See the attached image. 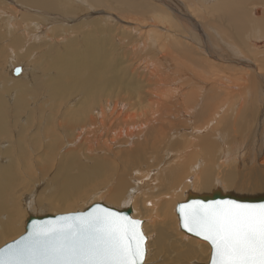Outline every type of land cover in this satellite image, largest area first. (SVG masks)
Segmentation results:
<instances>
[{
	"label": "bare ground",
	"instance_id": "6f19581e",
	"mask_svg": "<svg viewBox=\"0 0 264 264\" xmlns=\"http://www.w3.org/2000/svg\"><path fill=\"white\" fill-rule=\"evenodd\" d=\"M13 1L17 5L25 6L31 12L33 10L35 12L43 11L45 14L51 12L55 16L57 13L63 14L65 18L58 17L54 19L53 23L62 22L58 24L66 25H58L51 28L53 35H57L63 30L61 32L64 35L63 39L68 34H74L75 32L73 31L75 29L81 30L87 26L88 28L91 27V29L84 32L83 41L79 40L81 38L78 37V41H82L80 45L79 42L72 40L73 37L69 40H71L72 46L76 49V55H83L85 50L88 49L94 62H85L82 65V69L77 68L76 63L73 66L63 65L64 68L61 69V73L67 77V81L56 84L50 82L49 86L50 95L57 99L62 98V92H69L74 88L81 87L83 89L82 95L86 99L83 108L85 112L70 113L72 117L67 122H63V126L58 120L61 116L58 119L53 118L51 120L50 117L54 116L51 115L52 113L47 118L48 123L46 117L42 120L40 119L36 126V130L40 129V135L38 133L34 135L33 145H31L32 149L34 151L41 150L40 146L44 141V137L51 144H46L44 141L46 146L45 148L43 147V155L35 156L37 159L41 158V161L45 163L49 161L54 156V146L59 145L58 143L62 141L61 132H66L71 137V141L67 138L64 139L68 141V144L82 141L85 144L83 145L87 146L90 151L88 154L92 155H95V153L91 152L96 147L98 150L104 149L105 152L115 156V150L118 145L123 146V144L129 145V143H132L134 145L132 154L138 156L133 158V160L135 165L141 167V165L147 164L145 163L146 161L142 162L145 156L143 155L142 146L145 143L147 144L148 140L153 136L152 128L159 127L167 119L166 117L172 116L175 118L174 121L176 123L172 125L170 121V127L167 125L170 131L183 127L188 129L186 133L188 136L185 135L181 141L175 142V147L182 144L185 145V150L180 151L182 154L179 156L168 159L172 163L171 168L159 176L154 175L156 171L153 169H148V171L137 170L138 167L136 166V171H134L133 168H130L133 166V162L129 167H127L128 163L124 164L121 169H119L114 159L111 161L110 159L95 160L92 165L88 166L79 160L78 155H72L69 159L70 161L67 159V163L61 164L54 174L55 177L51 186V194L53 196L50 200L52 206L54 202L56 205V201H53L56 198L62 205L63 203L66 205L68 202L71 203L73 201L71 199L76 194L83 196L92 191L103 190L105 195H103L104 192L100 193L97 196L99 200L106 199L105 196L108 195L110 197L107 201L110 206L122 208L121 202L127 194H141L143 196L144 193L151 194L149 197L154 201L152 203L149 202L148 208L141 207L143 210L140 209V213L148 214L150 210H160L163 217L168 220L167 223L170 230H160L154 242L158 249L163 250H158L163 252V260L160 264H189L194 260H201L204 256V249L206 247L210 249L207 243H203L204 241L199 242V240L197 241L189 235L181 240L174 236V231L172 232L174 226L179 225L176 213V207L179 204L178 200L182 197L188 198L190 195L212 194L217 190L222 191L224 194L232 193L239 196L264 195V110L261 112L259 108L264 105L258 104L259 107L257 106L258 102H264V0H180L185 3H180L179 0H156L160 3L162 2L164 6L152 3L154 1L150 2L149 0ZM1 6L0 4V10L2 9ZM85 6L88 9L89 7L105 9V11L114 12L121 16H133L136 17L135 20L138 22H141L139 19L144 20L152 17L155 20V25L166 26L167 32L162 34L160 33L161 29H153L150 33H143L144 30L143 32L139 30L140 34L138 38H135L133 32L128 29L121 34L119 40L114 38L117 40L116 45L113 42L110 44L108 34H114L116 30L115 23H112L109 28L110 21L102 22L95 19L86 24L85 19H88V16L85 14L83 16L80 15L85 11ZM258 6L263 7L262 12L261 10L258 11L259 13L261 12L259 16L255 14ZM205 7L210 14V21L203 22V26H199L196 19H205L200 14ZM108 14L110 13L108 12ZM76 15L78 18L73 17ZM214 15L219 16V18H216L217 21L213 18ZM121 16L120 18H122ZM29 17L31 16H25L31 22L36 21L38 23L39 21L43 24L48 22L45 17H42L43 19L34 15H32V18ZM126 20L128 19L126 18ZM215 22L219 23V25H215ZM77 24H79L78 28H75L74 26ZM122 24L126 26L123 22ZM196 27L203 29L205 32L202 31L205 34L204 38L200 39L194 34ZM35 28L40 30L42 26L40 28L38 24L35 25ZM43 28L46 27L43 26ZM14 31L12 30L11 33ZM30 32L27 27L18 31L21 34L16 37L17 41L14 44L18 51L10 58L8 74L13 78V80L10 78L13 82L21 81V85L25 89H27V86L23 85V79L28 73L29 65L28 68L26 67V71L23 66H14L26 58L30 61V58L35 55L33 46L29 47ZM148 35L152 38L149 42L150 46L155 44L156 49L150 53H146L147 47H145L148 45ZM156 40L157 42L155 43ZM48 42L51 44L50 40ZM124 45H127L128 49L132 48V50L123 51ZM52 46L51 49L53 51L49 55V57H52L51 62L57 57L56 54L58 53H54L56 45L52 44ZM67 46L68 44L65 48ZM116 46L122 49L124 56L127 58L126 60H124V56L119 58L113 56L112 51L117 50ZM214 46L217 48L221 46L225 50L219 52ZM143 47L144 49H142ZM24 49L27 54L20 53ZM43 55L46 57L47 54L43 53L41 56L43 57ZM116 60L119 61L115 62ZM127 62H138L142 66V73H139V75L133 74L135 78L133 82L125 78L128 66L125 68L124 65ZM50 67L52 68V63ZM15 69L21 70L18 76L14 75ZM52 69L60 70L59 59ZM121 71L125 76L121 74ZM117 72L120 74L118 75ZM146 82L151 83L150 87L145 86ZM106 83H118L119 86L117 89H104L102 92L99 91L94 97L91 96L90 93L94 89H101ZM20 91L22 90L20 89ZM19 98L21 100V97ZM1 99L0 141L4 139V141L14 144L15 147H9L1 151L3 145H0V245L4 243V240L7 239L6 237L13 236L14 232L18 233V227L23 223L20 222L21 220L29 221V219L24 218V214L32 210L34 205V202L31 201L32 197H25L21 210L18 206L7 204L6 199H8V194L10 197V193H14L16 184H20L18 181L21 175H29L27 172L28 168L35 171L32 169L31 158L33 156L28 155L27 151V146L30 145H26L29 129L21 130L16 138L8 126L10 117L8 118V115L4 113V110H7L4 105L7 101L3 104L2 101L4 100ZM137 100H141V103L137 104ZM21 104H24V100ZM77 108L79 109V107ZM21 109L23 111V108ZM15 116L17 118L21 115L16 114ZM63 116L62 114L61 118ZM183 120L185 121L183 122ZM256 121L258 122L257 125H255ZM222 124L224 125L222 129L229 133L236 128L239 131L245 130L244 132L249 129L253 131V133L251 132L250 143L249 141L246 143L250 149L246 152L243 160H241L239 154L243 156L244 153H242V149L239 151L237 148H244L242 142L245 141L248 135L240 136L239 140L226 139L228 133L223 136L218 132ZM16 128L18 129V127ZM165 132L167 133V131ZM233 132L235 133L234 137H236V130ZM16 139L20 140L15 141ZM157 143L160 145L161 140L160 142L157 141ZM199 146L202 147L201 153L197 152L196 149ZM38 148L40 149L38 150ZM157 150L159 151V148ZM168 150H170L169 147ZM150 152L152 153V150ZM126 160H128L127 157ZM192 160H198V164L192 165ZM48 171V166L41 168V174H47ZM130 171H134L133 174ZM131 175H139V178L131 179ZM189 175L192 177L191 180L186 179V182H183L185 180L184 177ZM24 179H21V181ZM159 180L161 183L158 184ZM33 183L30 184L32 185ZM108 183L112 185L109 190L102 189ZM20 185L18 186L20 187ZM91 188L93 189L91 190ZM43 191L42 195H44ZM46 192L48 191L46 190ZM140 196L136 197L133 205L130 202L124 203V208L131 209V212H138L137 205L140 202ZM38 198L42 197L38 196ZM157 205H161L162 209H155ZM49 207L51 206L49 205ZM83 209L86 208L84 207ZM36 212L34 209L31 214L33 215ZM26 215L25 217H27ZM133 215L136 216L134 213ZM141 218L143 217L141 216ZM160 224L163 225V223ZM142 228L144 229L145 227L142 226ZM153 230L157 231L156 229ZM148 252L149 249L146 243L144 264L151 263L152 256L150 257Z\"/></svg>",
	"mask_w": 264,
	"mask_h": 264
},
{
	"label": "rangeland",
	"instance_id": "374dc122",
	"mask_svg": "<svg viewBox=\"0 0 264 264\" xmlns=\"http://www.w3.org/2000/svg\"><path fill=\"white\" fill-rule=\"evenodd\" d=\"M149 1L150 2L154 1L152 3H156L158 5L164 6L162 4V2L160 3L159 1H156V0H149ZM179 2L180 3H185V2H182L180 0H179ZM0 4L2 5L1 6L2 9L0 10V75H1L0 76V97L3 98V99H1V98L0 99L4 100V101H2L3 104H4L5 101H7L6 104L7 103L8 104L7 105L4 104L6 106V108H7V110L9 108H11V109L8 110V111L11 110L10 112H8L7 110H4L5 111L4 113L8 115V118L10 117L8 119L9 120L8 126L11 129V131H13L14 135L16 136V138H17V135L19 134V132L21 130L29 129L28 136H27L28 138L26 140L28 142L26 143V145H30V146H27V149H28L27 151H28V155H32L34 157V158L33 157L31 158L32 159L31 161H32V169L35 170V171H32V170H30L28 168L27 172L29 173L30 176L29 175H26V176H22L21 175V178L19 179L18 182L20 184H22V185L17 183L18 185H20V187L16 184V188H15L14 193L11 192L10 193V195H11L10 197H9V194L7 195V198H8V199H6L7 200V204H9V203L13 204L16 207L18 206L19 209L20 208L22 209L23 208V202H24L23 200L25 199V197L26 196L32 197L31 201L34 202V205L32 206V210L35 209L37 212L32 215L31 214L32 210L27 211V213L24 214V218H27V219H30V216H32V217H34V216L35 217H44V216H49V215L55 216V215H60V214H68V212L69 213H76V212H80V211L82 212V211L86 210L87 208H89L92 205L97 204V203H102V204H104V205H106L108 207L115 208V209H117L119 211L125 210V208L123 206L124 203H129L130 202L133 205L136 197L140 196L141 194H127V195H125L124 199L121 202L122 203V208H119V207H115V206H110L108 204L107 199L110 197L108 195L105 196L106 199H100L99 200L97 198V196L100 195V193L102 194L104 191L103 190H98V191H92L89 194L88 193L84 194L86 197L84 195L83 196L82 195L79 196V194H76L77 196L75 195L71 199V201L72 200L73 201L71 203L68 202L69 204L67 203L66 205H64V203L62 205L61 202H59L57 200V198H56V200H53V201H56V205H55V202H54V204L52 206V202L50 203V200H51V198L53 196L51 194L52 193L51 192V186H52V181L54 180V177H55L54 174L56 173V171L58 170V168H59V166L61 164L67 163V161L72 157V155L76 154V155L79 156L78 157L79 160L83 164H86L88 166L92 165L95 162V160L110 159V161H111V160L114 159L116 161V163L118 164L119 169H121L122 166L124 164L126 165L127 163H128L127 167H129V165L131 166V164L133 162V166H131L130 168L131 169L133 168L134 171H136V169H135L136 166L138 167L137 170L138 169H142L143 171H148V169L149 170L153 169L154 171H156V173L153 172V173H155L154 175L155 176H157V175L159 176L161 174H164L166 171H168L171 168V166H172L171 164L172 163L168 159H170V158L172 159L173 157L175 158V156H179L180 154H182L180 151L185 150V145L181 144L178 147H175V142L176 141H181L183 136H185V135L188 136V134H186L188 132L187 127H186V129L183 127V128H178L177 130H171L170 131V128L168 129V126L170 127V123L172 122V125H173V123L174 124L176 123V121H174L175 118L170 116V117H166L167 119L164 121L163 124L159 125V127L152 128L153 129L152 130L153 131L152 132V135H153L152 137L153 138L151 137L148 140L149 143L147 142V144L145 143V145L142 146L143 151H144L143 155H145L144 159H142V162L146 161L145 163H147V164L146 165H141V167L138 166V165H135V162L133 160V158L138 157V156H135L134 154H132V149H134V145H132V143H129V145L126 144L128 146H126L125 144H123V146L118 145L116 147L117 149L115 150V156H112L109 153L105 152L104 149H99L98 150V149H96V147L91 152L93 154L95 153V155H92L90 153L88 154V152H90V151L88 150L87 146H84L85 144L82 141L81 142L80 141L77 142L78 145H77V143L68 144V141H65L64 139L67 138V139L70 140L71 137L65 131H64L65 133L61 132L62 141L60 143H58L59 145H55L54 146V150H53L54 151L53 152L54 156L49 161H47L46 163L41 161V158L37 159V157H35V156H37L39 154L40 155L42 154L46 144H51L50 142H48V139L46 137H44V141H45L46 144L44 143V141L41 143V146H40L41 150H39L40 148H38L39 151H34L32 149L31 145H33L32 141H33L34 135L36 133H38L40 135V129L38 128L37 129L38 131L36 130V126L38 124V121L40 119L41 120L44 119V117H46V121H47V118L49 117V115L51 113H52L51 115H54V116L50 117L51 120H53V118H57L58 119V117L59 116L62 117V114H63L64 115L63 118L59 117V119H58L59 123L62 124V126H63V124H64L63 122H67L72 117V114H70V113L77 112V111L83 113V111H84L83 108H84V102L86 101V99H84V96L82 95L83 89L81 87L74 88V89H72L69 92H62V98L61 99H57L54 96L52 97L50 95V93H49L50 87L49 86H50V82L52 84H56V83L67 81V77L64 76L61 73V69L64 68L63 65L73 66V64L76 63L77 68H81L82 69V65L85 62H92V63L94 62L88 49L85 50L83 55H76L75 54L76 49L72 46L71 40H69L70 38L73 37L72 40L74 39L76 42H79V45H80L82 43V41H83L84 32H86L89 29H91V27L88 28V26H87V27H85L84 29H81V30L75 29L73 31V32H75L74 34H72V35L68 34L67 37L63 39L64 35L61 33V32H63V30H61L59 32V34H57V35H53V33L51 32V30H52L51 28H54L55 26H58V25L65 26L66 25V24H58V23H62V22L53 23L54 19H56L58 17H62L63 18L64 17L63 14L57 13L56 16H55V14L51 13V12H48V14H45L43 11L35 12L33 9H30V10H33V12H31L25 6L15 4V2L13 0H0ZM262 8H263L262 6H258L256 8L255 14L258 15V16L261 15V12L263 11ZM259 10H261L260 13L258 12ZM202 11H201L200 14L203 15L205 17V19H201L200 20V19H196V17H195V19L197 20V23H198L199 26H203V22L210 21L209 20L210 14L206 11V7L203 8ZM204 11H206V12H204ZM1 12H3V13H1ZM103 12L106 13V14H104ZM108 12L110 14H108ZM84 14L86 16H88V19H85V21H86L85 23L86 24H88L89 22L94 21L95 19H98V20H100L102 22H105V21L109 22L110 21V23L108 25V28H109L110 26H112V23H115L116 30H115L114 34H112V33L108 34V37L110 38V42H109L110 44H111V42H113L116 45L117 40H119L121 38V34L125 30H128V29H130L131 32H133V36L135 38L136 37L138 38V35L140 34L139 30H141L142 32L144 30L143 33H150L151 30H153V29H161L160 33H162V34H165L167 32L166 26L165 27H161L160 25H155L156 24L155 20L152 19V17L146 18L144 20L139 19V21H141V22H138V21L135 20L136 17H133V16L132 17H130V16H121L119 14H118L119 15L118 16L117 13L110 12V11H107V10L105 11V9H97V8H93V7H89V9H88L87 6H85V11L82 12L80 15L83 16ZM103 14H104V16H103ZM32 15H34L35 17H38V18L45 17L48 20V22L46 24L40 23L39 21H38V23H36V21L35 22H31L30 19L25 18V16H31L29 18H32ZM120 16L122 18H120ZM50 17H51V19H50ZM73 17L78 18L77 15L73 16ZM126 18L128 20H126ZM213 18L217 21L216 18H219V16L218 15L217 16L214 15ZM26 19H27V21H26ZM132 19H134L135 21L132 20ZM122 22L124 24H126V26L123 25ZM136 22H138V23L136 24ZM38 24L40 25V28H41V26H42V28H43V26H45L46 28H43V29L41 28L40 30H37L35 28V25H38ZM214 24L215 25L216 24L219 25V23H217V22H215ZM78 25L79 24L75 25L74 27L78 28L77 27ZM8 26H10V27H8ZM48 26H50V27L48 28ZM25 27L29 28V30L31 31L30 34H29V37H30L29 38V43H30L29 47L33 46V51H34L33 53L35 55H33L30 58V61H29L28 58H26L24 61H20L18 64H15L14 67L23 66V67H25V71H26V67L28 68V65H29V69L30 70L28 69V73H27L26 77L23 79V85L27 86V89H25L21 85V81L17 80L15 82H13L12 81L13 78L10 75H8L9 74V69H10V58H11L12 55H15L17 53V51H18V50H16L15 45H14L16 43V41H17L16 37H18L21 34V33H18V31L21 30V29H24ZM46 29H48V30H46ZM12 30H15V31L13 33H11ZM194 30H195L194 34L197 37H199L200 39L203 36H205V34H204L205 32L203 31L202 28L196 27V29H194ZM82 33H83V35H82ZM36 34H38V35H36ZM40 35H42L43 37L40 36ZM78 37L81 38V39H79ZM114 38H117V40H115ZM148 38H149L148 45L145 46V47H147V50H146L147 52L146 53H150L152 50H156L155 49V44H153L152 46H150V44H149V42L152 40L151 36L148 35ZM78 39L82 40V41H78ZM47 40L48 41L50 40L51 44ZM52 41H54V42H52ZM156 42H157V40L155 41V43ZM52 44L56 45L54 53L55 52H58V53L56 54L57 57H55L53 59V61L51 62L50 60H51L52 57H49V55L53 51V49H51L53 47ZM67 44H68V46H67V48H65ZM126 46L127 45L123 46V51L132 50V48L128 49V46L127 47ZM34 48H36V49H34ZM214 48L218 49L219 52H223L225 50V48H223L221 46H219L218 48L214 46ZM142 49H144V47ZM57 50H60V51H57ZM114 51H112L113 56H117V58H119L120 56H124L123 51H122V49L120 47H117V50H114ZM22 52L24 54H27L25 52V49L23 51H20V53H22ZM43 53L47 54L46 57H44V55H43V57L41 56ZM58 59L60 60V70L56 71L55 69H52V68L55 66V64L57 63ZM126 59L127 58L124 56V60H126ZM118 61L119 60H116L115 62H118ZM51 63H52V68L50 67ZM124 66H125V68H127V66H128V68L126 69V74L127 75L125 76V74L122 73V71H121V74L123 76H125V78L128 81H132V82L135 81V80H133V79H135L133 74L139 75V73H142V69H141L142 66L139 65L138 62H136V63L127 62V64H125ZM117 74L119 75L120 73L117 72ZM150 85H151L150 82H146L145 83V86H147V87H150ZM118 86H119L118 83H115V84L106 83V84H104L102 86L101 89H94L90 94H91L92 97H94L96 94H98L99 91L102 92L104 89H108V88L117 89ZM20 89L22 91H20ZM8 90H9V92H8ZM31 90H33V91H31ZM28 93H30V94L28 95ZM6 96H8V97H6ZM19 97H21V100H20ZM6 99H8V100H6ZM23 100H24V104H21V102H23ZM58 103H61V104H58ZM136 103L140 104L141 100H137ZM258 104L259 105H261V104L264 105V102H258L257 106L259 107ZM20 107L23 108V111H22V109ZM77 107H79V109ZM41 108H43V109H41ZM68 108H70V109H68ZM259 108L261 109L260 110L261 112L264 110V106H262V105ZM20 109H21V111H20ZM70 110H72V111H70ZM24 111H26V112H24ZM6 112H8V113H6ZM47 113H49V114H47ZM16 114H20L23 118L21 116L16 118V116H15ZM260 114H262V113H260ZM30 116H32V117H30ZM32 118H33V120H32ZM169 118H171V119H169ZM14 120L17 121V123L14 124V122H15ZM184 121L185 120H183V122ZM10 123H13V124H10ZM47 123H48V121H47ZM257 123L258 122L256 121L255 125H257ZM223 126L224 125L222 124L219 127V131L218 132H220L223 136H224L225 133L226 134L228 133L227 135H229V136L226 135V139L229 138L231 140V138H233L234 140L235 139L239 140L240 136H245L244 134L248 135L245 138V141L242 142L243 143L242 145H243L244 148H237V150H239V151L242 149V153H244V155L242 156V154H239V157H241V160H243L245 158L246 152L248 151V149H250V148H248V145H246V143L248 141L250 143V136L252 135L253 131H251V129H249V130H246V132H244L245 130H243V131L240 130L239 131V129L236 128L234 130H236V134L237 135H236V137H234V135H235V133L233 132L234 130L230 131V133L229 132H225L222 129ZM16 127H18L19 130ZM27 127H29V128H27ZM14 129H15V131H14ZM159 129H160V131H159ZM165 131H167V133ZM175 132H177V133H175ZM197 134H200V133H197ZM161 137H163V138H161ZM17 140H20V139H16L15 141H17ZM160 140H161V143L159 145V143H157V141L160 142ZM173 140H174V142H173ZM168 142H169V144H168ZM156 143H157V145H156ZM0 145H3L1 147V151L5 150V149H7L9 147H13V148L15 147L14 144H12V143H10V142H8L6 140L4 141V139L0 141ZM147 145H148V147H146ZM165 145H167V146H165ZM160 147H161V149H160ZM168 147H169L170 150H168ZM239 147H241V146L239 145ZM157 148H159V151L157 150ZM201 148L202 147H200V146L197 147L196 148L197 152L201 153ZM86 149H87V152H86ZM177 149H179V150H177ZM257 149H259V148H257ZM151 150H152V153L150 152ZM19 151H20V149H19ZM153 151H154V153H153ZM170 151H172L173 153L172 152L170 153ZM33 152H35V153H33ZM81 152H83V153H81ZM84 152L87 153V154H85ZM45 153L47 154V152H45ZM167 154H168V156H167ZM147 155L151 156V157H148ZM154 155H156V156H154ZM117 156H119V157H117ZM126 157H127L128 160H126ZM129 157H130V159H129ZM168 161H169V163H167ZM148 162H150V163H148ZM155 162H157V163L155 164ZM42 163H44V165H42ZM197 164H198V160H192V165H197ZM33 166H35V167H33ZM44 166H48L49 171H48L47 174H45V173L41 174V168H43ZM134 171H130L131 174H133ZM159 172H160V174H159ZM135 177L139 178V175H136V176L135 175H131V179H134V180L138 179V178H135ZM24 178H26L27 180L24 179ZM191 178H192L191 175H189L187 177H184L185 180H183V182L184 181L186 182V179L191 180ZM21 179H24L25 181L24 180L21 181ZM111 180H114V179H111ZM33 181H34V183H33ZM30 183H33V184L31 185ZM134 183H136V181H134ZM159 183H161L160 180L158 181V184ZM111 186L112 185H109V183H108L104 187H102V189H106V191H107V190H109V188ZM44 187H45V189L48 192H46ZM92 189L93 188H91V190ZM42 191L44 192V195H42L43 194ZM52 191H53V189H52ZM26 194H28V195H26ZM103 195H105V192L103 193ZM130 195H131V197H130ZM149 195H151V194H145L144 193V196L143 195L140 196V198H139L140 202L137 205L138 212H131V214H132V218L133 219H137V220L141 221L142 222V226L145 227L144 228L145 230L143 228H142V230H143L144 236L146 238L147 247L149 249V252H148L149 256L150 257L152 256L150 264H160V262H162V260H163V255H162L163 252H161L163 250L158 249V246L154 242H155L156 236H157V234H159L160 230L161 231H163V230L170 231V230H169V226H168V223H167L168 220L165 217H163V215L161 214L160 210H157V211L156 210H153V211L150 210L148 212V214L147 213H143L144 215L142 213H140V211H141L140 209L148 208L149 204L152 203V201H154V200H151L152 198L150 199ZM38 196L42 197V198H38ZM152 197H154V196H152ZM12 198H13V200H12ZM131 198H133V199L131 200ZM14 199H16V200H14ZM142 199H144V200L142 201ZM187 199L188 198H186V197H182V198H180L178 200V203L179 204H180V202L183 203ZM10 200H11V202H9ZM18 200H20L22 202H20ZM49 205L51 207H49ZM76 206H78V207H76ZM39 207H41V208H39ZM56 207H58V208H56ZM84 207L86 209H83ZM65 208H67V209H65ZM159 208L162 209L161 205H157L155 209H159ZM70 211H73V212H70ZM133 213L136 216H134ZM25 215L27 217H25ZM141 216L143 218H141ZM154 216H155V218H154ZM5 220H6V218L3 221L5 222ZM173 221H175V220L173 219ZM20 222L21 223L23 222V223L20 224V227H18V233L14 232L13 236L6 237L7 239H5L4 243H2V245H0V248L3 247V244L5 245L7 243H10V242L18 239L20 236H22V235H24L26 233L27 226H24V225H27L26 223H28V220L25 221V219H24L23 221L21 220ZM160 223H163L164 226L162 224H160ZM161 226H163V227H161ZM153 229H156L157 231L155 232ZM176 231H177V233H175ZM172 232L174 233L175 237L180 238L181 240H183L185 238V236H187L186 233H185V235H183L184 232L181 233L182 231H181L179 225L178 226H174V229L172 230ZM179 236H181V237H179ZM191 238H193V237H191ZM193 239H195L197 241L199 240V239H196V238H193ZM199 242H202V241L199 240ZM203 243L206 244V242H203ZM152 247H154V248H152ZM158 250H161V251H158ZM210 252H211V250L208 247H206L204 249L203 258L201 260H198V261L194 260L193 262H191L189 264H208L209 261H210Z\"/></svg>",
	"mask_w": 264,
	"mask_h": 264
},
{
	"label": "snow or ice",
	"instance_id": "6c2138e0",
	"mask_svg": "<svg viewBox=\"0 0 264 264\" xmlns=\"http://www.w3.org/2000/svg\"><path fill=\"white\" fill-rule=\"evenodd\" d=\"M181 227L210 246V264H264V204H187ZM140 222L106 208L35 226L0 254V264H143Z\"/></svg>",
	"mask_w": 264,
	"mask_h": 264
},
{
	"label": "water",
	"instance_id": "95a60500",
	"mask_svg": "<svg viewBox=\"0 0 264 264\" xmlns=\"http://www.w3.org/2000/svg\"><path fill=\"white\" fill-rule=\"evenodd\" d=\"M20 73H21L20 69H15L14 75L18 76ZM224 201H233V202H237L240 204L258 206V205L264 204V195L239 196V195L232 194V193L224 194L220 190L214 191L212 194H206V195H200V196L199 195H190L185 202L178 204L176 207V213H177L178 219H179V226L181 225V220H180V214H179L178 209L180 208L181 205L196 204V203L213 204V203L224 202ZM97 208H106V209H109L111 211L118 213L119 215L125 216L130 220L139 221L137 219L132 218V214H131L130 209H125V210L119 211L115 208L108 207L102 203L94 204L91 207L84 210L83 212L60 214V215H55V216L49 215V216H44V217H32L31 216L28 223H27L26 233L24 235H22L21 237H19L18 239H16L15 241H12V242L4 245L3 247H1L0 248V254H4V250L8 249L9 246L16 245L18 241H21L24 238L30 236L32 234L35 226L55 225L58 222H60L61 217L86 216V215L94 212ZM139 222H140V231L142 232V234L144 236V233L142 230V222L141 221H139ZM180 229L182 232L186 233L187 235L203 241L200 237H197L194 234L185 231L181 226H180ZM145 258H146V238L144 236V260H143V264L145 262ZM208 264H210V261Z\"/></svg>",
	"mask_w": 264,
	"mask_h": 264
}]
</instances>
